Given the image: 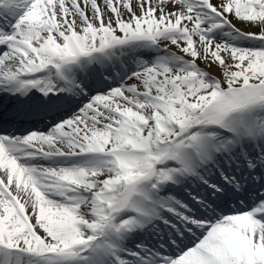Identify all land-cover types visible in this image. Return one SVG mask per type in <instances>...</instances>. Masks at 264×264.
Wrapping results in <instances>:
<instances>
[{
	"label": "snow or ice",
	"instance_id": "snow-or-ice-1",
	"mask_svg": "<svg viewBox=\"0 0 264 264\" xmlns=\"http://www.w3.org/2000/svg\"><path fill=\"white\" fill-rule=\"evenodd\" d=\"M0 264H264V0H0Z\"/></svg>",
	"mask_w": 264,
	"mask_h": 264
},
{
	"label": "bare ground",
	"instance_id": "bare-ground-1",
	"mask_svg": "<svg viewBox=\"0 0 264 264\" xmlns=\"http://www.w3.org/2000/svg\"><path fill=\"white\" fill-rule=\"evenodd\" d=\"M98 2H100V0H98ZM203 65V64H202ZM204 67V65H203ZM208 71H211L213 74H215L216 76L219 75V72L216 70V68L213 66L212 68L208 69Z\"/></svg>",
	"mask_w": 264,
	"mask_h": 264
},
{
	"label": "rangeland",
	"instance_id": "rangeland-1",
	"mask_svg": "<svg viewBox=\"0 0 264 264\" xmlns=\"http://www.w3.org/2000/svg\"><path fill=\"white\" fill-rule=\"evenodd\" d=\"M215 67V66H214ZM216 68V70L219 72V74H220V69L218 68V67H215Z\"/></svg>",
	"mask_w": 264,
	"mask_h": 264
}]
</instances>
